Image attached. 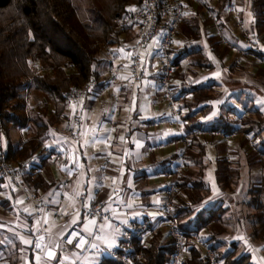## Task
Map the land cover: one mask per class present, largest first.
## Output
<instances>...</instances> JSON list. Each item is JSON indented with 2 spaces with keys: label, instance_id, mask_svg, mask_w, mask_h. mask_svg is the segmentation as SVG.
Here are the masks:
<instances>
[{
  "label": "trees",
  "instance_id": "obj_1",
  "mask_svg": "<svg viewBox=\"0 0 264 264\" xmlns=\"http://www.w3.org/2000/svg\"><path fill=\"white\" fill-rule=\"evenodd\" d=\"M229 2L219 0L210 9L220 21L224 34L229 33L238 42L239 37L229 28L226 16ZM243 2L248 4V21L241 11ZM141 4L142 0H0V160L5 155L6 162L21 173L23 189L36 194L52 189L54 183L43 171L50 159L44 151L47 131L54 123L53 118L48 117V111L52 104L56 107L68 104L66 94L72 88H83L98 79L95 66L100 57L107 48L120 44L122 33L133 23L131 15ZM187 7L194 10L184 13L170 53L175 62L186 58L190 72L194 67L213 72L217 69L214 60L223 65L232 50L212 33L211 22L204 17L201 6L189 2ZM241 9L246 31L264 36V0H242ZM204 40L208 48L204 46ZM240 61L235 57L230 68L237 67ZM255 62L256 75L264 79V58ZM177 77L182 79L181 72L175 75ZM173 93L178 106L183 112L188 111L183 116L187 120L201 105L212 107V103L224 95L221 84L214 81L180 90V93L173 83ZM181 95L185 97L183 103H179ZM26 96L31 103L28 106ZM243 109L238 113L233 106L222 108V104H218L219 113L214 124L202 131L220 130L226 134L237 131L243 133L241 135L251 134V140H255L260 132H255L257 122L251 113L259 112L253 106L244 105ZM189 112L192 113L188 115ZM198 129L197 125H192L180 138L187 144L183 148L184 169L178 174L171 196L172 213L184 239L183 256L174 263V240L165 230L156 229L162 220L156 223L143 220L149 230L156 229L151 236L135 237L133 250L122 247L120 238L118 246L104 254L97 264H209L204 253L192 244L196 236L212 249L221 264H255L251 253L237 254L234 244L229 250H221L220 237L225 233L223 226L227 225L223 215L227 208L218 205L197 209L213 187L204 180L208 169L206 161L214 163V186L219 191H231L239 176L238 167L232 159H227L229 151L223 147L232 148L233 145L217 141L223 148L216 151L213 161H209L205 145L199 141ZM19 131H22L20 138L13 141L12 132ZM241 135L238 140L249 150L247 162L250 169L258 168L260 172V179L251 186V198L247 204L253 209L252 234L264 242V143L257 149ZM180 156L181 153L177 154L175 160ZM174 164L172 161L166 165L170 174H174L171 171ZM18 194L19 189L9 180L0 178V208L16 215ZM140 222L130 223V231L135 234ZM32 231L31 226L28 234ZM28 256L32 261L34 252L30 249Z\"/></svg>",
  "mask_w": 264,
  "mask_h": 264
},
{
  "label": "crops",
  "instance_id": "obj_2",
  "mask_svg": "<svg viewBox=\"0 0 264 264\" xmlns=\"http://www.w3.org/2000/svg\"><path fill=\"white\" fill-rule=\"evenodd\" d=\"M193 10L187 7L185 12L192 13ZM137 35L138 28L135 23H132L122 33L120 44L107 48L100 57L95 66L99 76L96 80L97 85L87 92L83 99V118L78 128L77 140L67 139L71 129L72 108L68 104L57 105V107L54 104L51 105L48 117L53 118L54 123L49 125L48 141L45 145L62 153L64 157L62 171H57L51 159L48 160V167H43V171L54 183L51 190L39 193L40 197L51 206L50 211H42L36 217L32 214L24 196H18L16 214L19 217L17 221L21 225L32 219V229L37 223H41L59 236H64L68 232V227H61L62 219L55 217V211L59 209L63 219L71 225L79 210L78 197L75 195L77 192L85 194L87 198L88 193L91 192L93 198L89 202L102 204L108 212H111L113 220L110 223H114L115 226L117 223L128 225L143 220L153 223L159 221L160 207L167 198V195L163 197V194L167 193L171 186L154 188L152 179L158 176H170L166 165L175 160L176 155L160 157L155 150L163 145L179 142L181 137L173 135L168 125L170 122L168 105L161 99L160 66L156 55L158 39L151 40L145 46L140 81L135 93L130 92L129 73L123 48L133 44ZM225 36H229L230 44L238 45L239 41L233 40L229 33ZM203 42L208 48L206 41ZM186 61L189 68V61L187 59ZM188 68L181 73L182 79L178 77L174 79V88L179 93L180 90H188L193 86L212 81L219 84L222 82V79L217 81V78L211 75L205 77L208 73L202 69L194 67L190 72ZM112 75L115 76L114 81H110ZM184 101L185 97L181 95L179 103ZM130 103H132L131 106ZM212 104V107L201 105L194 111L191 119L187 120L185 117L182 119L183 135L187 134L186 131L192 125L194 127L197 125L200 130L211 128L219 113V103ZM186 112L188 111H184V114H187ZM191 113L189 112L188 115ZM21 134L22 131L12 132V140L17 141ZM201 136L198 134L199 141L205 144L206 156L208 158L209 154L215 156L216 149L208 148L209 141L212 142L213 139L203 138L202 141ZM137 142L142 147L138 148ZM183 143L186 146V142L182 139L180 149ZM206 143H208L207 146ZM65 169H71V175ZM63 181H66V186H62ZM115 186L117 189L114 192ZM50 193L52 195H49ZM50 201H58V203H50ZM88 220L94 219H87L81 214L77 223H82L84 227L92 231L95 226L89 225ZM16 230L19 228L11 222H0V247L4 243L11 245L13 242L11 235ZM112 230L111 228L110 231ZM99 232V237L92 242L96 248L92 250L91 255L82 258V263L97 264L104 254L114 248L106 247L105 241L108 239L109 232ZM116 239L115 247L119 243L120 233L117 234ZM9 248L7 246L5 250L8 251ZM29 249L33 251L32 244ZM37 255L34 252L32 261L28 256L30 264L37 263ZM40 261L44 262L42 258ZM61 262L70 264L71 259L68 256H62L55 264H61ZM255 264L263 263L261 259L256 258Z\"/></svg>",
  "mask_w": 264,
  "mask_h": 264
},
{
  "label": "built area",
  "instance_id": "obj_3",
  "mask_svg": "<svg viewBox=\"0 0 264 264\" xmlns=\"http://www.w3.org/2000/svg\"><path fill=\"white\" fill-rule=\"evenodd\" d=\"M219 0H142L141 7L131 15V21L136 24L138 28V35L136 41L123 48V52L126 57V64L129 73L130 80V92L135 93V90L140 81L142 74V53L145 46L154 39H158V46L156 49V55L159 60L160 66V87H161V99L168 105V112L170 115V121L174 123H181L184 112L178 106L177 101L173 93V83L175 75L179 72H185L188 68L186 59H181L175 62L170 53L171 45L175 39L176 32L180 26L184 17L187 4L191 2L196 6H201L204 17L209 19L211 22L212 33L216 35L221 43L225 46H230L232 51H236L238 58L241 60H247L252 57L255 60L264 58V36L258 34H251L246 31L245 25L240 16L241 2L242 0H230L226 8V16L229 18V28L239 37L238 45H232L226 38L220 21L218 20L215 13L210 9V6H216ZM216 67H219V62L214 60ZM115 76L110 77V81H114ZM97 85L96 81H92L83 88H72L66 94V102L72 108L71 114V129L67 135L68 140H77L79 137L78 128L81 125L83 118V99L85 94L89 92ZM25 103L28 106L30 99L26 96ZM132 103H130V106ZM131 107L129 108V113ZM127 124V122H126ZM201 135L207 137H213L221 140L228 144L233 139H238L241 134L234 131L230 134H226L223 131H202ZM245 138H249L248 135H241ZM187 146V144H185ZM44 151L47 156L53 161L58 172L62 171V163L64 157L58 150L44 146ZM124 153V152H123ZM184 151H181V156L172 166L171 171L174 172L176 177L180 171L184 168ZM124 158V154L122 155ZM21 173L14 167L10 166L5 159V155L1 156L0 160V178L9 180L16 188L23 191V186L20 183ZM177 182V180H176ZM176 182L170 187V190L166 193L167 198L164 200L163 209L160 211V218L162 220V226L166 232L169 233L171 238L174 240L175 255L174 263L178 262L184 254V239L180 231V227L174 218L172 213L171 196L176 187ZM62 186H66V181L62 182ZM114 187V192L116 191ZM24 199L30 205L32 214L36 217L42 211H50L51 206L43 200L39 194L33 191H24ZM79 205V211L87 219L95 220V229L92 230L93 235L89 236L87 231H81L85 227L82 223L71 224L63 219L62 212L58 209L55 211V217L62 219L61 227H68V232L64 236H59L55 231H51L46 225L37 223L31 234L33 241L32 249L35 253L41 256L42 260L49 264H55L62 256H69L71 259L70 264H81L82 258L86 255H91L92 242L94 239L99 237L100 232L98 226L105 222L113 220L111 212H108L102 204L89 202L87 196L82 194L77 199ZM87 204V207H83ZM116 230L120 233L122 238L121 246L133 250L134 244L133 239L135 237H141L143 234L151 236L155 230H149L147 222H140L136 225V233L130 231V224L124 225L117 223L115 226ZM73 232H79L85 237L90 243L84 245L83 248L75 247V244L79 241V236H71L69 234ZM43 236V240L39 238ZM66 239H73L72 244L66 243ZM39 241L42 245L43 251L35 248V242ZM193 246L204 253L209 261V264H221L215 257L214 252L208 247L206 243L202 241L199 236L192 239ZM58 245V246H57ZM118 246V245H117ZM51 248L56 254V259H48L46 253ZM114 253V252H112Z\"/></svg>",
  "mask_w": 264,
  "mask_h": 264
},
{
  "label": "rangeland",
  "instance_id": "obj_4",
  "mask_svg": "<svg viewBox=\"0 0 264 264\" xmlns=\"http://www.w3.org/2000/svg\"><path fill=\"white\" fill-rule=\"evenodd\" d=\"M241 11L245 20L248 21L250 16L248 13L247 2L244 3ZM244 25L246 26V24ZM226 37L228 40H230L229 36ZM144 53L145 50L142 53V58H144ZM235 57H238V55L236 51H232L231 55L225 60L224 64L217 67L215 71L216 73H219V76H217L214 71L213 73H208L207 75H205V77H209L211 75L213 77H216L217 81L222 79V82L220 84L221 90L224 92V95L220 97V100L218 101L219 104H222V108L233 106L238 109V113H242L244 110L243 106L245 105L248 108L249 106H253V108L259 112V114L251 113V117L255 122H257V125L255 126V132H260V135L255 140H251V134H244L248 135L249 137L245 138L246 141L248 140L249 145L254 144V147H257V149H259L262 146V143H264V79H259L256 75L257 65L255 64V58L252 57L247 58L248 61L241 60L239 63L237 62V67L230 68L233 60H235ZM168 125L173 131V135L179 138L184 136V124H182V122L178 124L170 121ZM201 131L202 130L200 129L196 131L199 136L201 135ZM201 137L203 141L204 135H202ZM206 139L209 140L211 138L206 136ZM181 140L179 139V142L176 143L163 145L155 150V152L158 153L160 157H172L173 155L180 154L184 148L183 143V147H181L180 149ZM215 141L219 140L215 139ZM215 141H209V150L216 149V151H219L220 148H226L229 151L228 153L230 154L227 155L230 156L227 159H232V161L235 162V166L238 167L239 170V176L238 179H236V184L232 187L231 191H219L218 187L214 186V163H208V161H206V163L208 164V169L205 171L204 180L208 184H211V186L213 187L211 194L207 198H205L202 203L199 204L197 209H202L203 206L204 208H211L218 205L222 206L223 208H227V212L223 215L224 222H227V225L226 227L222 225L223 228H225V233H223L220 237L223 244L221 250H229L232 248V244H234L237 250V254L251 253L254 262L255 259L258 258L261 259L262 263L264 264V242L256 239L252 234L251 215L253 213V209L249 208L247 204L251 198V186L253 183L257 182L260 179V172L258 168L250 169L247 162V152L249 150L244 147L243 144H241L240 139H233L228 143L233 145L232 148H227L225 146L222 147L220 142L215 143ZM207 144L208 143H206V146ZM233 152L235 153L233 154ZM214 157L215 156H211L209 154L208 160L213 161ZM173 162H176V160H173ZM182 172L183 170L180 171V173ZM176 180L177 177L171 174L167 177H154L152 179V187L158 189L160 187H170L174 185ZM24 191L26 190H19L18 196L23 197ZM165 196L166 192H164L163 194V197ZM206 201L207 203H205ZM162 209L163 205L162 207H160L159 211H161ZM7 211L8 209L0 208V222L9 221L17 226L19 230L14 231V234L11 235V238L13 240V242H11V245H7L6 243H4V245L0 247V259L3 258V260L0 262L1 264H9L10 262L13 263L14 261H16L18 262L17 264H30L28 259V250L31 245L25 244L24 240H32L31 234H28L29 229L32 226H30V224L32 223L25 220L26 223L21 225V223L17 221V219L19 218L18 215L13 214V212L11 211H9L7 214ZM159 220H161L160 216ZM111 228L113 229L112 232L110 231ZM157 229L165 230V228L162 226V223L157 226ZM98 230L101 232H109L108 239L105 241L106 247L109 248L108 245L112 244L113 246L110 248H115L117 234L119 233V231H117L115 228V224L105 222L98 226ZM7 246L10 247L8 251L5 250ZM95 248L96 247H92V250H94ZM39 264L45 263L40 261Z\"/></svg>",
  "mask_w": 264,
  "mask_h": 264
},
{
  "label": "snow or ice",
  "instance_id": "obj_5",
  "mask_svg": "<svg viewBox=\"0 0 264 264\" xmlns=\"http://www.w3.org/2000/svg\"><path fill=\"white\" fill-rule=\"evenodd\" d=\"M133 11L135 10V9H132ZM186 15V14H185ZM216 75L217 76H219V73H216ZM89 91H91V89H89ZM123 139V138H122ZM137 147L139 148V147H142V145H140L139 144V142H137ZM66 171H68L69 172V174L71 175V169H65ZM49 195H52V193H50ZM56 195H59V193H56ZM66 196H67V194H65ZM77 197H79V196H81L82 195V193H80V192H77L76 194H75ZM93 197H92V194H91V192H89L88 193V200H91ZM211 199V198H210ZM50 203H58V201H50ZM73 203H74V201H73ZM205 203H207V201L205 202ZM88 205L87 204H84L83 205V207H87ZM65 214H67V213H65ZM80 212H79V210H77V215H76V217L72 220V224H76L77 222H78V220H79V218H80ZM89 225H91V226H95V220H88V222H87ZM81 231H87V234L89 235V236H92L93 235V233H92V231H90V230H88V228L87 227H85L84 229H82ZM69 235H71V236H73V237H75V236H79L80 238H79V241L75 244V247H77V248H83L84 247V245H86V244H88V243H90L89 241H87L86 239H85V237L83 236V235H81L79 232H73V233H71V234H69ZM44 239V237L43 236H41L40 238H39V240H43ZM66 243H68V244H72L73 243V239H66V241H65ZM24 243L25 244H29V245H31V244H33V241L32 240H24ZM58 246V245H57ZM113 245L112 244H109L108 245V247L110 248V247H112ZM92 247H96V245H92ZM35 248L36 249H39V250H41V251H43V248H42V245H41V243L39 242V241H37V242H35ZM46 255H47V257H48V259H56L57 258V254L51 249V248H49V250L47 251V253H46ZM37 264H39V262H40V260H41V257L39 256V255H37ZM65 259H67V258H65ZM61 264H63V262H61Z\"/></svg>",
  "mask_w": 264,
  "mask_h": 264
}]
</instances>
